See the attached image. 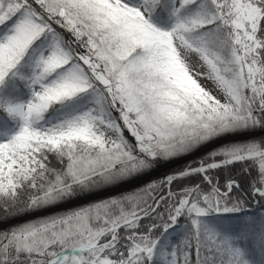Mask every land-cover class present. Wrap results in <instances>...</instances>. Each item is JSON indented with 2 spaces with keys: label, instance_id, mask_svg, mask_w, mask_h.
<instances>
[{
  "label": "snow or ice",
  "instance_id": "6c2138e0",
  "mask_svg": "<svg viewBox=\"0 0 264 264\" xmlns=\"http://www.w3.org/2000/svg\"><path fill=\"white\" fill-rule=\"evenodd\" d=\"M0 264H264V0H0Z\"/></svg>",
  "mask_w": 264,
  "mask_h": 264
},
{
  "label": "trees",
  "instance_id": "16d2710c",
  "mask_svg": "<svg viewBox=\"0 0 264 264\" xmlns=\"http://www.w3.org/2000/svg\"><path fill=\"white\" fill-rule=\"evenodd\" d=\"M182 163V162H181ZM177 166H179V165H171L170 167H177ZM168 169H166V168H163L162 170H161V172H165V171H167Z\"/></svg>",
  "mask_w": 264,
  "mask_h": 264
},
{
  "label": "rangeland",
  "instance_id": "374dc122",
  "mask_svg": "<svg viewBox=\"0 0 264 264\" xmlns=\"http://www.w3.org/2000/svg\"><path fill=\"white\" fill-rule=\"evenodd\" d=\"M162 169H163V168H162ZM162 169H160V173H161V174L163 173V172H161Z\"/></svg>",
  "mask_w": 264,
  "mask_h": 264
}]
</instances>
